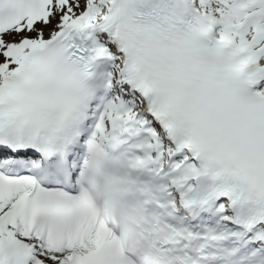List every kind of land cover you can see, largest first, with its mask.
Wrapping results in <instances>:
<instances>
[{
    "label": "snow or ice",
    "instance_id": "snow-or-ice-1",
    "mask_svg": "<svg viewBox=\"0 0 264 264\" xmlns=\"http://www.w3.org/2000/svg\"><path fill=\"white\" fill-rule=\"evenodd\" d=\"M0 264H264V0H0Z\"/></svg>",
    "mask_w": 264,
    "mask_h": 264
}]
</instances>
